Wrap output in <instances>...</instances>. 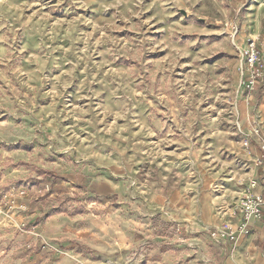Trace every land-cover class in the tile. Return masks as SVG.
Here are the masks:
<instances>
[{
    "label": "rangeland",
    "instance_id": "obj_1",
    "mask_svg": "<svg viewBox=\"0 0 264 264\" xmlns=\"http://www.w3.org/2000/svg\"><path fill=\"white\" fill-rule=\"evenodd\" d=\"M251 40L264 0H0V264L264 260Z\"/></svg>",
    "mask_w": 264,
    "mask_h": 264
},
{
    "label": "built area",
    "instance_id": "obj_2",
    "mask_svg": "<svg viewBox=\"0 0 264 264\" xmlns=\"http://www.w3.org/2000/svg\"><path fill=\"white\" fill-rule=\"evenodd\" d=\"M240 51L243 61L240 72L242 74L244 72L246 87L253 88L264 74L260 51L254 40L248 41L246 47ZM240 216L244 223L264 216V196L255 195L245 198L240 207ZM231 239H233L232 236Z\"/></svg>",
    "mask_w": 264,
    "mask_h": 264
},
{
    "label": "crops",
    "instance_id": "obj_3",
    "mask_svg": "<svg viewBox=\"0 0 264 264\" xmlns=\"http://www.w3.org/2000/svg\"><path fill=\"white\" fill-rule=\"evenodd\" d=\"M249 226H250V228H251V232H252L253 223H250ZM261 232L264 233V230L261 231ZM250 242H251V241H248L247 243L250 244ZM248 244H246V246H247ZM249 248H250V249H249V253H250V251L252 250V249H251L252 247H250V245H249ZM239 252H240V250H239L238 252H236V253L233 252L232 254H230V255L226 258V262H225V264H242V262H241L242 257H241V255H240ZM257 263H258V264H264L263 256H261V255L258 256Z\"/></svg>",
    "mask_w": 264,
    "mask_h": 264
}]
</instances>
